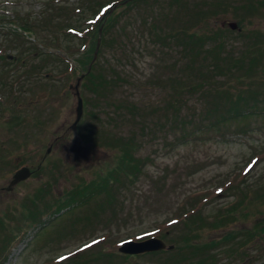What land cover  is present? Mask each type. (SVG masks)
<instances>
[{
	"label": "rangeland",
	"instance_id": "1",
	"mask_svg": "<svg viewBox=\"0 0 264 264\" xmlns=\"http://www.w3.org/2000/svg\"><path fill=\"white\" fill-rule=\"evenodd\" d=\"M110 1H0V10L9 13L0 24V56H6L0 59V76L13 82L7 94L21 93L17 107L23 115L0 132V264H264L263 228L256 225L264 219V112L213 128L206 124L208 117L217 120V113L212 115L208 100L191 92L200 87H183L196 83L184 80L199 78L210 61L218 65L220 53L214 50L222 42L231 59L257 49V39H264V2L140 0L120 5L122 0H116L94 37H105L104 45L87 48L93 40L88 20ZM16 18L17 24L33 26L37 41L59 40L66 60L36 54L22 37L8 39L15 37L17 26L7 22ZM58 24L83 32L59 34ZM186 30L197 37L215 36L198 39L195 44L201 41L204 52L193 57L184 51ZM257 60L251 75L264 70V57ZM22 62L31 69H23ZM92 65L94 78L88 76ZM215 69L205 75L204 85L213 80L215 87L227 85L236 96L250 87L236 77L239 82L232 87ZM25 73L28 80H22ZM257 76L248 77L254 79V91L245 92L249 101L242 100L240 111H264V73ZM79 83L84 114L75 125ZM97 88L106 91L104 100L92 91ZM184 100H191V108ZM125 141L132 148H124ZM22 165L32 166L33 175L8 191ZM242 179L248 196L229 213L226 207L238 196L227 187ZM84 189L87 194L79 195ZM195 193L202 196L201 216L216 221L176 222L199 198L191 199ZM69 198L86 202L56 213ZM152 237L174 249L133 255L120 250L125 241ZM195 243L207 245L195 249Z\"/></svg>",
	"mask_w": 264,
	"mask_h": 264
},
{
	"label": "trees",
	"instance_id": "2",
	"mask_svg": "<svg viewBox=\"0 0 264 264\" xmlns=\"http://www.w3.org/2000/svg\"><path fill=\"white\" fill-rule=\"evenodd\" d=\"M0 1H3V0H0ZM137 1L139 2L140 0H125V1L122 0L120 5H124V4L129 5V4L137 2ZM262 2H264V0H262ZM117 3L118 2L116 0H112L109 3H106V4L102 5L98 9V11L95 13V15L93 17L89 18L87 24L90 25L91 28H89V32L88 33L89 34L91 33V38L93 40H91L92 43L89 42L88 47L87 46H85V47H87V48H89L90 46H92L93 48L96 47L97 42H98V37H97V40L94 39V37L96 35H98L99 32H101V30H99V29L101 28V25L104 22V19H102V18L106 17V15L117 5ZM1 5H4V3L0 4V6ZM51 10H52V7H49L48 11H51ZM80 10L81 9H78L77 12H81ZM200 14H196V16L200 15ZM202 15L205 16L206 14H202ZM7 17H9V13L8 12L6 13V11L0 10V24L3 23V22H6V18ZM201 19H203V18H201ZM17 20L18 19L16 18V19H14V22H12V21L7 22V23H9V25H11V27H12V25H16L17 26V29H15L13 31L11 30L13 32V34L15 35V37L14 38H8V39L18 40L19 38L22 37V38L26 39L28 42H30V41L32 42L31 44L35 47L36 52H37L36 54H40V55L45 56V57H49L50 56V57H53V58L54 57H61L64 60H66V58H64V56L61 54L64 51V48L61 46L59 40H54L53 41L54 43L53 42H49L48 43L47 41H44V39L43 40L42 39H38V41H37L36 39L32 38V36L35 33V31H33L31 29V28H33V26H31L29 24H23V23L17 24ZM67 26L68 25L63 26V24H58L56 26V30L59 32V34H67L68 36L81 35L80 32H83L80 29L78 30L75 27H67ZM83 28H85V25L83 26ZM17 30H18V32H17ZM186 32H187L189 38H187L188 40L186 39V37H188L187 34H186V36H185V40L186 41L185 40L183 41L184 51L185 52L188 51V53H191V55L193 57L196 56V55L199 56L200 54H202L204 52V48L205 47L203 46L201 41H206V39H207L206 37L208 35H210L209 39H213L214 36H215V35H213L214 34L213 33V34H205L204 36L197 37V36H195L196 33L194 34L192 32L190 34L187 30H186ZM182 35L184 36V33ZM85 36L86 35H83V38ZM198 39L201 40V41L199 43L195 44V42H198ZM258 41H260V42H259V44L257 46V49H255V51H253V53L251 52L250 54L249 53L248 54L247 53L246 54L245 53L233 54V56H235L233 59H231V57H229V54H228L227 51H225V52L222 51V47L224 48V46H225V42L224 43L222 42V46H219V47H217L214 50L215 51L214 52L215 55H218V53H220V55L218 56L219 60H218L217 57H215L217 62L219 61L218 65L215 63V61H210L209 62L210 66H207V68L199 74V78H188V79L184 80L185 82H188V81L189 82H196L194 84H186L183 87H186L187 89L192 90L193 86L194 87L199 86L200 88H198L196 91L193 90L191 92H193L194 94L195 93H199L202 96L203 100H208V106L210 107V112L212 110V115H214L213 112L217 113V116H218L217 120H214V119L208 117L209 121H211V122L209 124H206V125H210L211 127L216 128V127H219L221 122H223L225 120L229 121V120H233V119H238L240 117L247 118V117H249V116H251L253 114L264 112L262 110L261 111L258 110L257 112L253 113V112L245 111V109H243V111H240V110H242V108H244L242 106L245 105L242 100H245L246 102L249 101L248 98H246L247 96H245V92L254 91V89H252L255 86L254 79H251V78H248V77H255V75L257 76L258 74L261 75V74L264 73V70L261 69L260 72H259V70H257L255 75H251L250 74V73H254L255 72L254 68L258 65L257 58L264 57V39H263V41H261V39L259 38V40L257 39V42ZM104 43H105V37L102 38L101 45H104ZM12 45H13V49L16 51V53H19L20 52L19 45L15 44V43H13ZM50 47H54V49H57V53H54V52H52V50H49V49H51ZM26 52L27 51H25L24 54ZM248 56H249L250 60L247 58ZM3 58H6V56L5 57H4V55L0 56V59H3ZM215 58H213V59H215ZM92 59H93V56H92ZM227 59L229 60V63L225 64L224 61L227 60ZM195 60H196V58H193V61H195ZM220 61H222V62H220ZM95 63H97V61H95ZM248 64H249V67H248ZM94 66L95 65H92V67H91L92 69L88 73V76L92 77V78L95 77V74H94L95 72L93 71ZM215 67H216V69H215ZM22 68L25 69V70L31 69L30 68V64H27V62H22ZM22 68L21 67L18 68V69L16 68L15 71L12 72V73H18V70L21 71ZM213 69L217 70V71H215V73L218 76H221V75L226 76L227 77L226 79L230 80V84H231L232 87H234L233 83H238L239 82V80H235L234 77H236L237 79H240V80L246 79V81L248 82L250 87L248 89H244V88L240 89L241 90L240 94L238 96H236V95H234L231 92V88L228 87L227 85H224V86L220 85V86L215 87L213 85V82H214L213 80H212L213 82L211 81L207 85H204V82L207 79V76H205V75H207L208 73H212ZM9 71H10V69H9ZM238 74H242L243 76L240 77V76H238ZM21 75H23L22 76V80H24L25 78H27V80H28L27 76H29V75L27 73L21 74ZM263 77L261 76V79L264 80ZM3 79H4V77L0 76V92H2V94H3L2 98L0 99V132L2 131V129H5L8 125H12L11 122H14V124L12 126L17 125L18 120H16V119L20 118V117H23V115H21V113H20L21 110H19L18 107H17L20 104V101L22 99L21 96H20L21 93H19V95H16L18 93L17 91H15V92L11 91V93L7 94L8 91H6V90H9V88L11 87V86L8 87L7 85L8 84L12 85L13 82L12 83H7ZM49 79L51 80L52 78H49ZM14 82H17V85L20 84L19 80H16ZM93 83H97V82L95 80H93ZM251 83H253L254 85H251ZM12 87H13V85H12ZM100 87H102V86H100ZM17 89H18V87H17ZM24 89H26V87ZM92 91H95L96 94L98 95V97L101 98L102 100H104V98L106 97V96L105 97H103V96L105 94H107L106 91H102V90L99 91V88L94 89ZM188 92H190V91H188ZM193 93H191V94L189 93V94L192 95ZM22 102H23V100H22ZM27 103H31V100H28ZM190 103H191V100L189 102L187 100H184V105L186 107L191 108L190 107ZM106 107H105V109H106ZM16 108H17V110H16ZM106 111H108V110L106 109ZM106 113H108V112H106ZM221 113H223V115H221ZM231 113H233V116L231 118H226V115H229ZM199 123H201V122H199ZM201 124H203V123H201ZM12 126H9L8 128L11 129ZM181 130L183 131L184 129H181ZM183 136H185V138H186V136H189V133L183 132ZM128 144H129V141H125V142H123L122 145L123 146L125 145L124 148H127V147H131L132 148L131 144L130 145H128ZM1 146H2V144L0 143V147ZM124 163H125V160H124ZM110 182H111V180H110ZM244 182H245V179H242L239 182V184L237 183L239 186L238 185H234L233 183H230V185L227 187L230 192H233L234 194H236L238 196L237 199H236V203H230V205H229L230 207L229 206L226 207V209H227V211L229 213L236 211L238 205L239 206H241V205L243 206L244 205V201H245L246 197L248 196L242 190V186L244 185L243 184ZM112 183H114V182L112 181L111 184ZM108 186H109V181H108V185H106L104 188H107ZM262 187H264V186H262ZM87 191H86V189L81 190V191H79V193H80L79 195H81L82 193L87 194ZM239 193L242 194V195H240ZM199 196L202 197L200 194L198 195V193H195L194 195H192L190 197H191V199L194 200L195 197L198 198ZM200 197L194 203L189 204L190 208H188V209L185 208L184 209L185 211L182 212L181 216L175 217V220H176L177 223H179L181 221L182 223L187 224V226H191L192 224H194V223H196L198 221L195 218L204 219V221H208V222L209 221H216V218L215 217L213 218L212 215L207 216L206 217L207 219L204 216L203 217L201 216L202 215V213H201V209L202 208L200 207L201 206V204H200L201 203V198ZM39 198H41V197H39ZM73 198L66 199L65 202L61 201L58 204V208L56 210V213L58 211L59 212L62 211V208L63 207L64 208L67 207V205L69 206V204L77 203V206H78V205L84 204V202H86L85 201L86 198L81 200V201H78L76 198L75 199H73ZM38 199H35V201H37ZM72 208H75V207H72ZM193 220H196V221L192 222ZM189 222H191V223H189ZM256 225L258 227L262 226L263 230H261V232H259V233L263 234L264 233V219L260 220L259 223H257ZM204 226H206L205 223L202 224V226H200L199 228H196L197 231L200 228L202 229ZM214 226H211V227H214ZM196 229H192V230L196 231ZM252 235L254 236L255 234L253 233ZM242 244L243 243H241V245ZM206 245L207 244L202 245L200 243V245H199V244L195 243L192 246H194L195 249H199V248L206 247ZM78 255L79 254H76L75 257H77ZM75 260H77V259H75ZM203 263L204 262L202 260H200V261L198 260L194 264H203Z\"/></svg>",
	"mask_w": 264,
	"mask_h": 264
},
{
	"label": "water",
	"instance_id": "3",
	"mask_svg": "<svg viewBox=\"0 0 264 264\" xmlns=\"http://www.w3.org/2000/svg\"><path fill=\"white\" fill-rule=\"evenodd\" d=\"M230 27L236 29L238 25L236 23H231ZM100 43H101V37L98 40V48L100 46ZM95 59L96 56H94V61ZM89 71H91V66ZM77 96H78V105L76 110L77 118L76 121L74 122L75 124H77V122H79L82 119L84 114V102L78 90H77ZM31 175H32V170L30 169V167L27 166L21 167L15 172V175H13V179L10 182L9 189H11L14 185H17L21 181L28 179ZM165 249L172 250L174 249V245H167L164 241H162V239L159 238H150L148 240L140 241V242L127 241L120 247L122 253L131 254V255L140 254V252L147 253V252L161 251Z\"/></svg>",
	"mask_w": 264,
	"mask_h": 264
},
{
	"label": "flooded vegetation",
	"instance_id": "4",
	"mask_svg": "<svg viewBox=\"0 0 264 264\" xmlns=\"http://www.w3.org/2000/svg\"><path fill=\"white\" fill-rule=\"evenodd\" d=\"M79 84H80V83H79ZM79 84H77V88H75L76 90L79 88ZM70 88L73 89L72 85H71ZM78 92H79V91H78ZM77 124H78V122H77ZM77 124H75V125H77ZM41 160H42V159H41ZM40 164H41V162H40ZM22 166H24V165H22ZM22 166H20V167H22ZM26 166H28V165H26ZM20 167H18V168H20ZM29 167H30V169L32 170V175H33L35 169H34L32 166H29ZM18 168H17V169H18ZM17 169H16V170H17ZM16 170H15L14 173L12 174L11 179H10V182L12 181V179H13V175L15 174ZM10 182H9V186H10ZM21 182H23V181H21ZM21 182L18 183L17 185H14L11 189H9V186H8L7 190H8V191L13 190L16 186H19V185L21 184Z\"/></svg>",
	"mask_w": 264,
	"mask_h": 264
}]
</instances>
